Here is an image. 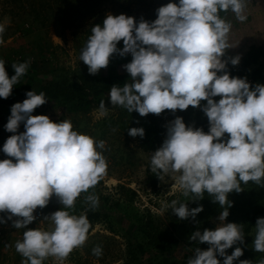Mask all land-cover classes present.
I'll return each instance as SVG.
<instances>
[{
    "label": "clouds",
    "instance_id": "obj_1",
    "mask_svg": "<svg viewBox=\"0 0 264 264\" xmlns=\"http://www.w3.org/2000/svg\"><path fill=\"white\" fill-rule=\"evenodd\" d=\"M246 3L247 0H179V4L158 8L157 19L151 23L141 18L137 24L133 17L108 14L103 26L92 27L79 57L89 75L95 76L109 66L114 54L131 55V62L123 66L131 82L111 87L112 106L141 117L150 113L159 116L165 110L175 113L191 106L201 108L208 118L207 133L186 126L182 117L169 122L166 139L151 156V171L159 179L170 174L185 197L192 194L202 200L207 192L214 197L213 203L224 208L218 217L221 226L203 233L195 231L190 236L191 241L209 247L197 248L188 264H220L217 255L223 258V264L239 260L243 255L241 247H235L231 255L226 253L245 240L242 224L223 223L233 206L228 196L243 191L241 182L252 181L264 187V85L257 83L253 87L247 78L230 77L226 68L229 60H222L232 47L227 42L231 24L219 13L231 10L243 21ZM4 31L0 25V43ZM120 41L123 49L117 47ZM240 59L230 58V63L236 66ZM29 63H13L15 75L9 78L5 62L0 60V98H9L14 85L27 73ZM26 97L11 107L5 125L9 133H17L21 124L25 131L11 135L2 149L15 162L0 161V213L7 214L6 220L0 218V224L11 221L16 229L27 228L36 220L35 210L46 207L55 195L66 210L45 217L52 221L54 229L25 231L15 249L25 258L22 264H42L48 257L63 264L88 238L91 224L87 216L71 211L81 193H88L106 174V159L97 150L105 148V141L74 131L68 119L54 123L48 116H33V111L48 99L44 92L36 94L34 90ZM214 97L221 98L217 102ZM201 101L206 105L201 107ZM99 111L107 115L104 101ZM128 135L143 139L145 131L130 128ZM84 200L92 210L99 205L94 193ZM169 207L180 220H195L203 211L202 206L189 209L188 204L177 200ZM255 230L253 249L264 253V218L257 219ZM102 253L100 246L93 249L94 256ZM239 264L251 262L239 260Z\"/></svg>",
    "mask_w": 264,
    "mask_h": 264
},
{
    "label": "rangeland",
    "instance_id": "obj_2",
    "mask_svg": "<svg viewBox=\"0 0 264 264\" xmlns=\"http://www.w3.org/2000/svg\"><path fill=\"white\" fill-rule=\"evenodd\" d=\"M168 3L179 4V0H0V25L5 28L3 43H0V60L5 62L9 78L15 75L11 66L13 63L30 62L27 71L33 74L20 78L21 83L30 85L28 92L34 90L37 93L39 81L64 79L71 85L79 84L78 75L88 69L79 57L92 27L103 26L108 14L133 17L137 24L141 18L151 23L157 19L156 10ZM242 14L245 16L243 21L238 20L231 10L223 16L231 24L227 42L232 47L226 50L222 60H229L226 68L230 77L247 78L254 87L256 84L251 82L253 72L264 81V0H247ZM117 47L123 49V41ZM247 53L251 55L249 58L256 57L255 63L252 59L244 58ZM236 56L241 59L238 65L233 66L230 58ZM131 60L130 54L125 57L114 54L109 66L98 74L118 73L124 77L125 83H130L131 77L123 66ZM220 98L213 99L218 102ZM12 101L11 95L7 99L0 98V161L13 159L15 162L2 149L11 135L25 131L23 124L17 133H9L5 129L11 115ZM101 101L108 109L106 116L100 114ZM100 102L89 110L72 112L68 107L61 108L56 102L49 101L32 113L33 116H48L54 123L68 119L74 131L88 135L95 141H105V148L97 150L106 159V174L88 193H81L71 211L77 216L95 214L96 217L90 223L84 245L74 249L63 264H181L183 256L191 249L190 236L195 231L203 233L205 229L215 230L221 226V222L217 218L204 221L198 216L195 220L191 217L180 220L169 207L173 200L188 204L189 209L199 207L201 201L192 194L185 197L177 180L170 174L161 180L151 171V156L166 139V126L173 112L165 110L156 115V120L164 125L160 147L143 150L139 145L141 138L129 136L128 129L142 128L145 119L136 112L129 113L120 106H112L109 97ZM206 103L201 101V107ZM192 113V116L199 115L206 119L200 124L190 123L188 126L207 133L209 122L204 112L199 107H192ZM250 190L255 193L257 187ZM91 193L99 198L95 210L84 200ZM60 209L66 210L53 195L46 207L35 210L36 220L27 228L16 229L11 221L0 224V264H22L25 258L17 253L16 242L22 241L23 233L29 229L52 231L54 224L45 217ZM0 218L6 220L7 214L0 213ZM143 231L150 236L160 233L162 245L150 244L153 238L145 240ZM255 235L254 226L245 236L243 244L234 245L226 253L231 255L235 247H241L243 255L239 260L261 264L264 253L254 251L252 244ZM97 246L103 250L100 257L93 255V249ZM217 259L223 264L222 257L217 255ZM239 260L234 264H239ZM42 264H60V261L48 257Z\"/></svg>",
    "mask_w": 264,
    "mask_h": 264
},
{
    "label": "trees",
    "instance_id": "obj_3",
    "mask_svg": "<svg viewBox=\"0 0 264 264\" xmlns=\"http://www.w3.org/2000/svg\"><path fill=\"white\" fill-rule=\"evenodd\" d=\"M227 12L221 11L219 13L220 17L223 18L224 14ZM250 56V53H247L244 58L246 59ZM249 59H252L254 63L256 62V57H251ZM28 74L33 73L27 71L24 76H27ZM77 78L80 83L73 85L66 82L64 79L46 82L39 81L36 94L44 92L48 102H56L58 107H68L70 111L78 112L89 110L90 108L95 107L100 100L108 98L112 86L118 85L122 87L125 84L124 77L118 73H114L113 75L97 74L93 76L89 75L87 68L85 73L78 75ZM251 82L264 85V81H262L255 72L252 73ZM29 89L30 85L21 83L19 79V82L14 85L11 93V96L13 97V105L15 103H22L26 99V93ZM192 115L191 106L184 111L176 110L175 113H172L170 122L177 117H182L184 123L188 126L190 123L200 124L206 119L203 116ZM143 118L145 121L142 128L145 131V136L143 139H140L139 145L143 150L158 149L161 144L160 136L164 132V125L156 120V115L154 114L150 113ZM254 186L257 187L255 193L250 190ZM241 188L243 190L242 192H233L228 196V199L233 206L228 209L230 215L225 221L236 223L238 225L242 224L243 234L246 236L256 225L257 219L264 218V187H259L256 183L249 181L247 184L241 182ZM213 199L214 197L207 192L203 194V199L200 200V206L203 207V211L197 215L198 218H202L204 221H211L213 218L218 219L219 214L224 208L220 207L218 203H213ZM224 207L226 208L227 205ZM86 216L90 223L93 221V218L96 217L95 214H88ZM142 235H144L143 238L145 240L153 238L150 244L154 246H159L163 243L160 233L150 236L143 231ZM208 247L209 246L206 243L200 244L198 241H192L190 251L185 253L180 263L188 264V260L194 258L197 248L207 250ZM169 264H175V262H170Z\"/></svg>",
    "mask_w": 264,
    "mask_h": 264
}]
</instances>
